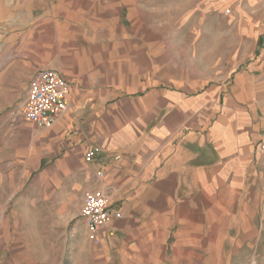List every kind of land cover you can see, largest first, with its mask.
<instances>
[{
    "label": "crops",
    "instance_id": "1",
    "mask_svg": "<svg viewBox=\"0 0 264 264\" xmlns=\"http://www.w3.org/2000/svg\"><path fill=\"white\" fill-rule=\"evenodd\" d=\"M148 3L0 0V101L2 91L12 98L0 107H17L20 151L36 164L25 196L5 199L13 205L0 216L72 219L84 192L103 189L122 218L98 245L82 224L80 240L63 245L73 264H224L264 222V100L249 71L217 86L176 64L164 70ZM40 69L62 75L69 106L35 141L20 108Z\"/></svg>",
    "mask_w": 264,
    "mask_h": 264
},
{
    "label": "rangeland",
    "instance_id": "2",
    "mask_svg": "<svg viewBox=\"0 0 264 264\" xmlns=\"http://www.w3.org/2000/svg\"><path fill=\"white\" fill-rule=\"evenodd\" d=\"M147 19L150 33L162 41L163 58L157 61L164 70L176 64L194 79L217 86L230 81L233 69L249 71L257 78V97L264 100V0H149ZM2 94L0 102L12 101L10 92ZM16 110L0 107V215L13 205L4 206L5 199H15L16 191L25 196L29 168L36 165L31 160L26 165L20 151L24 142L14 131L19 125L12 123ZM30 129L36 141L39 131ZM11 143L17 145L15 155L9 153ZM82 232L78 214L72 219L0 216V264H29L27 257L33 264H73L72 252L63 245L79 241ZM240 246L227 251L222 262L264 264V222L256 236H243Z\"/></svg>",
    "mask_w": 264,
    "mask_h": 264
},
{
    "label": "built area",
    "instance_id": "3",
    "mask_svg": "<svg viewBox=\"0 0 264 264\" xmlns=\"http://www.w3.org/2000/svg\"><path fill=\"white\" fill-rule=\"evenodd\" d=\"M68 106L69 86L62 75L51 69H40L28 84L20 116L39 131L49 130L63 117ZM259 151L264 154V129L261 132ZM97 153V148L89 149L83 157L84 162H92ZM96 178L101 180L103 173L97 172ZM110 207V198L103 189L83 193L79 218L87 240L93 245L99 244L98 232L102 228L122 218L119 213L112 212Z\"/></svg>",
    "mask_w": 264,
    "mask_h": 264
}]
</instances>
